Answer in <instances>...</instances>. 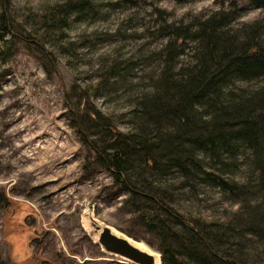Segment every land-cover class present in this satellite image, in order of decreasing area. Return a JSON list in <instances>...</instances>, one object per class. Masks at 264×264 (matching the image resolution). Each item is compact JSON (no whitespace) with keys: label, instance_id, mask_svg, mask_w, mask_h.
Returning a JSON list of instances; mask_svg holds the SVG:
<instances>
[{"label":"rangeland","instance_id":"1","mask_svg":"<svg viewBox=\"0 0 264 264\" xmlns=\"http://www.w3.org/2000/svg\"><path fill=\"white\" fill-rule=\"evenodd\" d=\"M3 7L8 30L0 29V264H132L103 253L82 228L81 214L91 204L98 219L164 256L166 245L149 226L163 213L131 198L77 129L99 147L110 142L100 121L120 133L133 130L138 119L144 121L142 104L150 110L160 84L179 80L195 62L193 36L177 45L176 29H191L217 10H234L225 29L241 35L245 26L264 23V9L248 0H0ZM47 16L55 18L40 33ZM260 82L234 81L231 87L251 92ZM198 112L205 119L213 113L206 107ZM152 136L155 129L147 132ZM239 149L222 171L240 188L234 194L218 181L200 180L190 192L176 171L144 173L137 159L129 173L137 186L158 190L166 184L168 202L188 215L235 223L247 206L264 208L251 152ZM235 230V249L246 262H264V239Z\"/></svg>","mask_w":264,"mask_h":264},{"label":"trees","instance_id":"2","mask_svg":"<svg viewBox=\"0 0 264 264\" xmlns=\"http://www.w3.org/2000/svg\"><path fill=\"white\" fill-rule=\"evenodd\" d=\"M248 1L264 9V0ZM235 14L234 10H217L198 19L191 29H176L177 45L193 36L195 62L179 80L160 84L159 95L152 98L150 110L145 111L147 106L142 104L144 121L138 119L133 130L120 133L100 121L98 128L107 131L110 142L99 147L76 126L82 143L95 151L97 160L111 171L130 197L148 201L163 213L165 218L157 217L149 224L166 245L164 256L160 254L162 264H248L235 249L233 232L248 230L252 236L264 239V208L260 204L247 206L235 223L205 222L168 202L171 190L166 184L158 190L151 184L137 186L128 167L137 159L144 164V173L176 171L190 192L200 180L209 184L218 181L234 194L240 188L229 178H223L222 171L228 166L226 159L236 158L242 153L239 146L243 145L251 152L257 184L264 190V23L247 25L243 34L237 35L225 29ZM54 18H45L40 33L48 31ZM0 24V29H7L4 7L0 11ZM254 80L261 84L251 92L237 93L231 87L234 81ZM200 107L210 108L211 117L205 119L198 112ZM93 116L95 120L97 116ZM165 126L170 129L160 134ZM152 129L156 131V139L147 137ZM171 246L177 254L173 255Z\"/></svg>","mask_w":264,"mask_h":264},{"label":"water","instance_id":"3","mask_svg":"<svg viewBox=\"0 0 264 264\" xmlns=\"http://www.w3.org/2000/svg\"><path fill=\"white\" fill-rule=\"evenodd\" d=\"M81 226L105 254L120 257L132 264H162L159 253L158 261H156L155 252L151 251L143 243L117 231L109 224L98 219L94 214V206L92 204L82 212ZM138 244H142L144 247L141 248Z\"/></svg>","mask_w":264,"mask_h":264},{"label":"bare ground","instance_id":"4","mask_svg":"<svg viewBox=\"0 0 264 264\" xmlns=\"http://www.w3.org/2000/svg\"><path fill=\"white\" fill-rule=\"evenodd\" d=\"M138 246L141 247V248L144 247L142 244H138ZM154 255H155L154 257H155L156 261H158V253H155Z\"/></svg>","mask_w":264,"mask_h":264}]
</instances>
